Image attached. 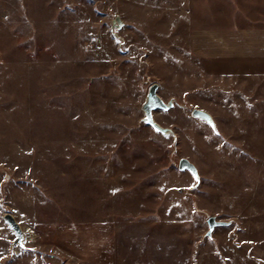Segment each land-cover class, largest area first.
<instances>
[{
	"label": "rangeland",
	"instance_id": "obj_1",
	"mask_svg": "<svg viewBox=\"0 0 264 264\" xmlns=\"http://www.w3.org/2000/svg\"><path fill=\"white\" fill-rule=\"evenodd\" d=\"M216 1L0 0V264H81L79 239L97 251L104 233L126 263H257L264 82L192 53ZM153 84L176 139L143 122ZM4 212L28 235L13 255Z\"/></svg>",
	"mask_w": 264,
	"mask_h": 264
},
{
	"label": "crops",
	"instance_id": "obj_2",
	"mask_svg": "<svg viewBox=\"0 0 264 264\" xmlns=\"http://www.w3.org/2000/svg\"><path fill=\"white\" fill-rule=\"evenodd\" d=\"M233 1L239 4L238 8L231 4V0H218L209 6V10H201L198 17L202 22L199 21L194 26L189 39L191 51L200 59L223 60L225 67H230L227 74L229 76L237 72L241 76L257 77L259 81L264 82V0ZM211 18L214 20L211 21ZM47 229L49 232L54 230V225ZM258 230L257 234L261 237L254 241L257 248L256 264H264V225L262 224ZM49 236L48 234L47 237ZM66 236L65 232L61 238L65 242L68 241ZM102 237L104 238L101 239L102 245L97 251L88 249L87 234L79 239L82 248L79 251L81 264H136L137 261L133 260L135 254L131 256V262L126 263L125 258H121L116 246L113 245L112 234L104 233ZM69 240L72 241V238ZM245 242L248 245L246 240ZM1 252L0 258L5 259L3 251ZM94 252L96 254L91 258L95 257V261H84ZM246 253L248 256V252Z\"/></svg>",
	"mask_w": 264,
	"mask_h": 264
},
{
	"label": "water",
	"instance_id": "obj_3",
	"mask_svg": "<svg viewBox=\"0 0 264 264\" xmlns=\"http://www.w3.org/2000/svg\"><path fill=\"white\" fill-rule=\"evenodd\" d=\"M122 26H123V22L121 21L119 16H117L115 19L111 21V32L115 37H118V35L116 34V30L121 29ZM157 89H158V84H153L149 89L148 96L143 105V111H144L143 122L153 127V129H155L157 132H160L164 135H172V137L176 139V135L172 129L161 126L159 123L155 121L153 117L154 110H158V109L169 110L174 105L175 102V99L170 100L168 103L163 101V99H161V97L157 94ZM191 115L194 118L206 122L208 125H210V127L213 129L215 133L219 134L216 121L209 112L199 109L198 107H194L191 111ZM178 167L179 170L181 171H189L195 178L196 183L199 182L198 170L196 166L193 163H191L188 159L181 158L179 160ZM2 219L7 224V226L9 227V229L11 230L14 236V240L11 242V246H10L11 252L14 253L16 248L26 249L28 235L23 225L17 220L16 216L10 212H4L2 214ZM207 222L209 225L208 235H210L211 232L217 226L223 224L222 222L217 221L216 218L213 216L210 217L207 220ZM64 264H74V263L71 261H67Z\"/></svg>",
	"mask_w": 264,
	"mask_h": 264
}]
</instances>
